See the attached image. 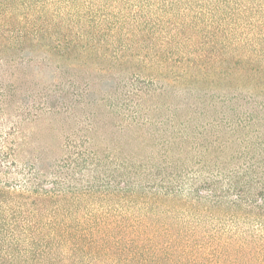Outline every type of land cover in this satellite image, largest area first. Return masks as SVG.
<instances>
[{
    "label": "trees",
    "instance_id": "obj_1",
    "mask_svg": "<svg viewBox=\"0 0 264 264\" xmlns=\"http://www.w3.org/2000/svg\"><path fill=\"white\" fill-rule=\"evenodd\" d=\"M211 6L0 0V264H264V38Z\"/></svg>",
    "mask_w": 264,
    "mask_h": 264
},
{
    "label": "rangeland",
    "instance_id": "obj_2",
    "mask_svg": "<svg viewBox=\"0 0 264 264\" xmlns=\"http://www.w3.org/2000/svg\"><path fill=\"white\" fill-rule=\"evenodd\" d=\"M38 1V0H36ZM58 9L61 12V0H42ZM163 4H177L179 8L186 10L189 17H209L200 14L209 15L212 12V6L215 3L235 4L234 9L223 8L217 13L218 18L228 20L229 17L238 20L239 28L242 32L254 33L256 36L264 38V0H156ZM257 26V27H254ZM31 149L39 150L50 160L58 159L61 156L62 134L61 125L41 121L35 125L33 137L30 140Z\"/></svg>",
    "mask_w": 264,
    "mask_h": 264
}]
</instances>
